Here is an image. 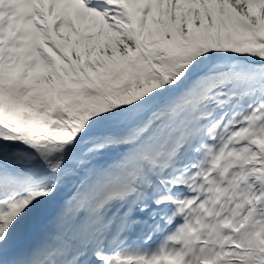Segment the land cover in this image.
<instances>
[{
  "label": "snow or ice",
  "instance_id": "snow-or-ice-1",
  "mask_svg": "<svg viewBox=\"0 0 264 264\" xmlns=\"http://www.w3.org/2000/svg\"><path fill=\"white\" fill-rule=\"evenodd\" d=\"M0 264H264V0H0Z\"/></svg>",
  "mask_w": 264,
  "mask_h": 264
}]
</instances>
